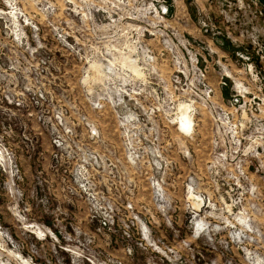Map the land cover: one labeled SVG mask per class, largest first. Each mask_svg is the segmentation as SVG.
I'll use <instances>...</instances> for the list:
<instances>
[{
	"label": "rangeland",
	"instance_id": "1",
	"mask_svg": "<svg viewBox=\"0 0 264 264\" xmlns=\"http://www.w3.org/2000/svg\"><path fill=\"white\" fill-rule=\"evenodd\" d=\"M0 264H264V0H0Z\"/></svg>",
	"mask_w": 264,
	"mask_h": 264
}]
</instances>
